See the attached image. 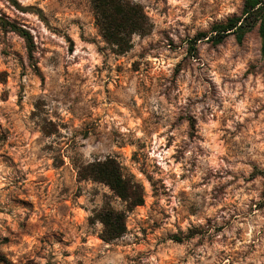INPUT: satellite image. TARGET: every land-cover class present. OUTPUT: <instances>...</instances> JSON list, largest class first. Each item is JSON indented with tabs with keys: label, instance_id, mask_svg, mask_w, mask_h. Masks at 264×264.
<instances>
[{
	"label": "rangeland",
	"instance_id": "1",
	"mask_svg": "<svg viewBox=\"0 0 264 264\" xmlns=\"http://www.w3.org/2000/svg\"><path fill=\"white\" fill-rule=\"evenodd\" d=\"M135 1L153 27L118 55L90 0H0L34 38L0 26V264H264L258 25L194 43L245 0ZM108 156L145 191L112 241L95 214L126 203L79 178Z\"/></svg>",
	"mask_w": 264,
	"mask_h": 264
},
{
	"label": "trees",
	"instance_id": "2",
	"mask_svg": "<svg viewBox=\"0 0 264 264\" xmlns=\"http://www.w3.org/2000/svg\"><path fill=\"white\" fill-rule=\"evenodd\" d=\"M96 26L112 51L118 55L128 52L133 46L135 35L144 36L152 30L153 23L143 5L135 0H90ZM258 25L261 37V51L264 54V0H245L242 13L216 22L210 31L197 33L194 43L209 37L213 43L223 42L234 34L239 42ZM0 26L22 36L30 53L33 52L32 33L20 24L0 14ZM194 48V47H193ZM264 173V171H261ZM80 179H92L107 185L125 203L127 209L115 208L107 201L95 214L101 222V237L112 241L127 231V212L145 202V191L141 182L124 172L120 161L113 156L94 160L79 169ZM176 240L181 237L175 236Z\"/></svg>",
	"mask_w": 264,
	"mask_h": 264
}]
</instances>
